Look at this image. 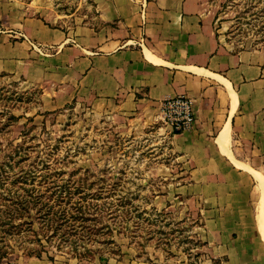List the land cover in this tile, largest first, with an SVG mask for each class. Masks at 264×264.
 <instances>
[{"label": "crops", "instance_id": "1", "mask_svg": "<svg viewBox=\"0 0 264 264\" xmlns=\"http://www.w3.org/2000/svg\"><path fill=\"white\" fill-rule=\"evenodd\" d=\"M73 1L0 0V73L151 129L162 170L176 171L177 194L199 216L203 264H264V49L234 51L202 0ZM177 96L195 101L184 134L157 120Z\"/></svg>", "mask_w": 264, "mask_h": 264}, {"label": "rangeland", "instance_id": "2", "mask_svg": "<svg viewBox=\"0 0 264 264\" xmlns=\"http://www.w3.org/2000/svg\"><path fill=\"white\" fill-rule=\"evenodd\" d=\"M66 1L74 8L73 0H49L60 8ZM202 1L234 51L264 49V0ZM64 95L62 88L0 73V163L14 166H6L11 175L32 171L35 196L51 197L56 211V199L71 194L61 206L66 216L72 221L82 208V217L95 220L88 225L100 230H54L34 211L32 231L5 237L11 254L0 264H203L199 216L177 194L176 171L162 170L167 156L151 129L134 132L95 102ZM20 157L26 158L19 163ZM19 186L0 189V203L28 194ZM32 250L42 257H29Z\"/></svg>", "mask_w": 264, "mask_h": 264}, {"label": "trees", "instance_id": "3", "mask_svg": "<svg viewBox=\"0 0 264 264\" xmlns=\"http://www.w3.org/2000/svg\"><path fill=\"white\" fill-rule=\"evenodd\" d=\"M1 146V145H0ZM19 154L18 150H14V153H10L7 157L10 161H15ZM15 155V156H14ZM26 157H20L18 160L19 163L22 162V159L25 160ZM17 164V162H16ZM8 166L13 170L14 166L9 161H4L0 163V189L4 188L6 185H20L18 189H23L28 194L26 195H7L4 198V204L0 203V263L6 260L11 254V249L4 245V239L7 236L19 235L23 230L29 232L32 231L33 226V213L39 220H42L43 223L50 225V228L54 230L62 229V227H67L70 225L72 228L83 227L89 228L93 232H97L100 229H96L95 224L88 225V222L95 221L94 219H89L88 217H82L81 211L82 208H79L80 216L73 217L74 220H70L66 214L67 209H62L61 206L66 203L69 204L72 195L67 198H64L62 194L56 199V205H58L60 210H55L54 206H49L51 197L48 198V202L42 201L43 194L35 196L34 182L30 181V174L32 173H21V174H10L11 170H7ZM30 187V188H27ZM17 191V190H16ZM81 190L77 189L76 194H80ZM10 193V192H9ZM91 218V217H90ZM77 225V226H76ZM48 241L49 238H48ZM69 240L66 239L65 243H68ZM88 252H91L88 250ZM29 257H42V252L33 250L29 252ZM53 260V259H50Z\"/></svg>", "mask_w": 264, "mask_h": 264}, {"label": "built area", "instance_id": "4", "mask_svg": "<svg viewBox=\"0 0 264 264\" xmlns=\"http://www.w3.org/2000/svg\"><path fill=\"white\" fill-rule=\"evenodd\" d=\"M157 120L172 134L188 133L196 122L195 101L187 96L164 99Z\"/></svg>", "mask_w": 264, "mask_h": 264}, {"label": "bare ground", "instance_id": "5", "mask_svg": "<svg viewBox=\"0 0 264 264\" xmlns=\"http://www.w3.org/2000/svg\"><path fill=\"white\" fill-rule=\"evenodd\" d=\"M229 155V154H228ZM235 164L238 165L239 167H242V164L238 163L237 161H235ZM256 177L261 181V183L263 184V177L259 174H256ZM264 191V190H263ZM260 211H261V216H260V222L261 224L264 222V199L263 202L260 205Z\"/></svg>", "mask_w": 264, "mask_h": 264}]
</instances>
